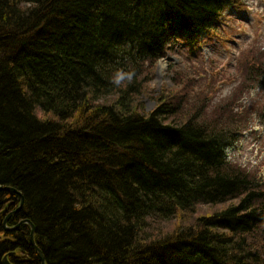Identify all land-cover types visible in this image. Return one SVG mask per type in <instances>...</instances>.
Wrapping results in <instances>:
<instances>
[{
	"label": "trees",
	"instance_id": "trees-1",
	"mask_svg": "<svg viewBox=\"0 0 264 264\" xmlns=\"http://www.w3.org/2000/svg\"><path fill=\"white\" fill-rule=\"evenodd\" d=\"M230 2L0 0V186L17 192L0 191V264H42L29 225L3 227L21 198L7 225L34 224L45 264H264V179L228 159L236 130L145 84Z\"/></svg>",
	"mask_w": 264,
	"mask_h": 264
},
{
	"label": "rangeland",
	"instance_id": "rangeland-1",
	"mask_svg": "<svg viewBox=\"0 0 264 264\" xmlns=\"http://www.w3.org/2000/svg\"><path fill=\"white\" fill-rule=\"evenodd\" d=\"M239 1L224 10L226 25L220 34L224 41L213 37L197 55L176 48L152 66L146 63L144 68L154 71L145 84L154 97H160L164 88H175L184 95L182 111L196 120L223 117L218 127L236 130L226 138L231 163L264 179V72L250 80L261 67L264 71V0ZM239 71L246 78L241 80ZM142 101L146 111L156 105L145 95Z\"/></svg>",
	"mask_w": 264,
	"mask_h": 264
},
{
	"label": "water",
	"instance_id": "water-1",
	"mask_svg": "<svg viewBox=\"0 0 264 264\" xmlns=\"http://www.w3.org/2000/svg\"><path fill=\"white\" fill-rule=\"evenodd\" d=\"M0 191H11V192H13V193H17L15 190H13V189H10V188H8V187H2V186H0ZM23 203H24V199L23 198H21V203H20V205L18 206V208L15 210V211H13V212H11L7 217H6V219H5V230H7V231H15L17 228H19V226H21L22 224H28V225H30V227H31V235H30V238H31V243H32V245L33 246H35V243H34V234H35V226H34V224L31 222V221H29V220H23V221H21L20 222V224H18L17 226H14V227H12V228H7L6 227V223H7V221H8V219L12 216V215H15V214H17L20 210H21V208H22V206H23ZM38 253H39V256H40V258H41V261H42V264H45V259H44V255H43V253L41 252V251H38Z\"/></svg>",
	"mask_w": 264,
	"mask_h": 264
},
{
	"label": "clouds",
	"instance_id": "clouds-1",
	"mask_svg": "<svg viewBox=\"0 0 264 264\" xmlns=\"http://www.w3.org/2000/svg\"><path fill=\"white\" fill-rule=\"evenodd\" d=\"M134 77L133 72H124L123 70H117L111 77L110 82L115 87H121L126 84H130Z\"/></svg>",
	"mask_w": 264,
	"mask_h": 264
},
{
	"label": "bare ground",
	"instance_id": "bare-ground-1",
	"mask_svg": "<svg viewBox=\"0 0 264 264\" xmlns=\"http://www.w3.org/2000/svg\"><path fill=\"white\" fill-rule=\"evenodd\" d=\"M17 208H18V207H17ZM9 214H10V213H9ZM9 214H8V215H9ZM8 215H7V216H8ZM12 216H13V215H12ZM12 216H11V217H12ZM11 217H10V218H11ZM10 218H9V219H10ZM29 221H30V220H29ZM4 223H5V222H4ZM7 224H8V223H6V227H7V228H12V227H14V226L9 227ZM18 224H20V223H17L15 226H17ZM4 225H5V224H4ZM27 225H28V224H27ZM29 226H30V225H29ZM19 227H20V226H19ZM4 229H5V227H4ZM6 231H7V230H6ZM34 236H35V234H34ZM30 241H31V238H30ZM34 243H35V240H34ZM34 247H35V249L37 250V252H38V251H41V250L37 247L36 244H35ZM41 252H42V251H41ZM38 254H39V253H38ZM3 264H10V263H9V262L7 261V259L5 258Z\"/></svg>",
	"mask_w": 264,
	"mask_h": 264
},
{
	"label": "flooded vegetation",
	"instance_id": "flooded-vegetation-1",
	"mask_svg": "<svg viewBox=\"0 0 264 264\" xmlns=\"http://www.w3.org/2000/svg\"><path fill=\"white\" fill-rule=\"evenodd\" d=\"M5 219H6V218H5ZM5 219H4V221H5ZM8 220H9V219H8ZM4 221H3V227L5 226V225H4ZM7 223H8V221H7Z\"/></svg>",
	"mask_w": 264,
	"mask_h": 264
}]
</instances>
